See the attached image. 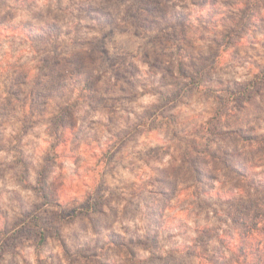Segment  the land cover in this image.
I'll use <instances>...</instances> for the list:
<instances>
[{
  "label": "clouds",
  "instance_id": "1",
  "mask_svg": "<svg viewBox=\"0 0 264 264\" xmlns=\"http://www.w3.org/2000/svg\"><path fill=\"white\" fill-rule=\"evenodd\" d=\"M0 264H264V0H0Z\"/></svg>",
  "mask_w": 264,
  "mask_h": 264
}]
</instances>
